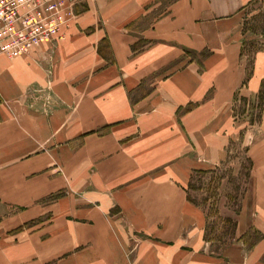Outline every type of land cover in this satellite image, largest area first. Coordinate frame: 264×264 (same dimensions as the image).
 I'll return each mask as SVG.
<instances>
[{"label": "crops", "instance_id": "0c3cea01", "mask_svg": "<svg viewBox=\"0 0 264 264\" xmlns=\"http://www.w3.org/2000/svg\"><path fill=\"white\" fill-rule=\"evenodd\" d=\"M84 1L53 43L0 58V264L262 263L264 49L247 69L243 16L258 0ZM239 95L261 99L256 134ZM239 140L263 211L238 231L263 240L215 255L189 185Z\"/></svg>", "mask_w": 264, "mask_h": 264}, {"label": "rangeland", "instance_id": "374dc122", "mask_svg": "<svg viewBox=\"0 0 264 264\" xmlns=\"http://www.w3.org/2000/svg\"><path fill=\"white\" fill-rule=\"evenodd\" d=\"M75 10L83 8L84 0H73ZM244 43L247 69L251 67L252 57L256 51L264 49V0H258L244 11ZM239 95L236 115L239 127L243 122L250 123L253 133H258L261 112V99L243 98ZM242 123V124H241ZM249 125V126H250ZM252 137H255L254 134ZM253 139L250 138L247 143ZM239 140L230 147L227 160L216 170L194 174L189 185V198L199 206L207 219L205 242L209 252L221 255L233 246H243L251 250L263 240L259 232L252 228L245 235L239 234V217L243 213L248 217L252 212L258 214L262 210L258 203L253 206L251 162L245 148ZM264 264V255L261 257Z\"/></svg>", "mask_w": 264, "mask_h": 264}, {"label": "built area", "instance_id": "2783aa9c", "mask_svg": "<svg viewBox=\"0 0 264 264\" xmlns=\"http://www.w3.org/2000/svg\"><path fill=\"white\" fill-rule=\"evenodd\" d=\"M77 16L73 0H0V58L17 59L53 43Z\"/></svg>", "mask_w": 264, "mask_h": 264}]
</instances>
